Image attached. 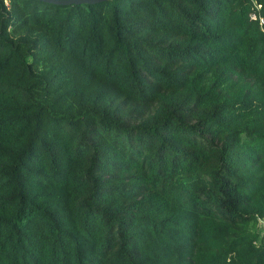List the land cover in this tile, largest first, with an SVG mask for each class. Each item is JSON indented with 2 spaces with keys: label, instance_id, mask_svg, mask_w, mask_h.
I'll list each match as a JSON object with an SVG mask.
<instances>
[{
  "label": "trees",
  "instance_id": "obj_1",
  "mask_svg": "<svg viewBox=\"0 0 264 264\" xmlns=\"http://www.w3.org/2000/svg\"><path fill=\"white\" fill-rule=\"evenodd\" d=\"M260 218L264 0H0V264H264Z\"/></svg>",
  "mask_w": 264,
  "mask_h": 264
},
{
  "label": "water",
  "instance_id": "obj_2",
  "mask_svg": "<svg viewBox=\"0 0 264 264\" xmlns=\"http://www.w3.org/2000/svg\"><path fill=\"white\" fill-rule=\"evenodd\" d=\"M51 3H57V4H68V3H92L97 2L100 0H45Z\"/></svg>",
  "mask_w": 264,
  "mask_h": 264
},
{
  "label": "built area",
  "instance_id": "obj_3",
  "mask_svg": "<svg viewBox=\"0 0 264 264\" xmlns=\"http://www.w3.org/2000/svg\"><path fill=\"white\" fill-rule=\"evenodd\" d=\"M3 1V3L5 4V5H7V3H8V0H2ZM258 6V5H257ZM259 7V6H258ZM251 17L252 18H255L256 17V14L254 13V12H252L251 13ZM260 223L262 224V225H264V218H260Z\"/></svg>",
  "mask_w": 264,
  "mask_h": 264
}]
</instances>
